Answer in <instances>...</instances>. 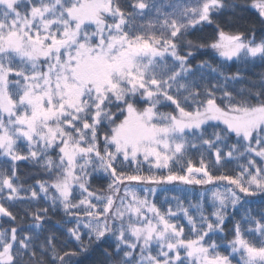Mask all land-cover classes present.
<instances>
[{
  "label": "snow or ice",
  "instance_id": "obj_1",
  "mask_svg": "<svg viewBox=\"0 0 264 264\" xmlns=\"http://www.w3.org/2000/svg\"><path fill=\"white\" fill-rule=\"evenodd\" d=\"M0 264H264V0H0Z\"/></svg>",
  "mask_w": 264,
  "mask_h": 264
},
{
  "label": "rangeland",
  "instance_id": "obj_2",
  "mask_svg": "<svg viewBox=\"0 0 264 264\" xmlns=\"http://www.w3.org/2000/svg\"><path fill=\"white\" fill-rule=\"evenodd\" d=\"M163 195H164V193H159L157 199H162L163 198ZM185 203H187V201H185Z\"/></svg>",
  "mask_w": 264,
  "mask_h": 264
},
{
  "label": "trees",
  "instance_id": "obj_3",
  "mask_svg": "<svg viewBox=\"0 0 264 264\" xmlns=\"http://www.w3.org/2000/svg\"><path fill=\"white\" fill-rule=\"evenodd\" d=\"M256 71H260V69H259V68H257V69H256ZM194 199H195V196H193V200H194Z\"/></svg>",
  "mask_w": 264,
  "mask_h": 264
}]
</instances>
